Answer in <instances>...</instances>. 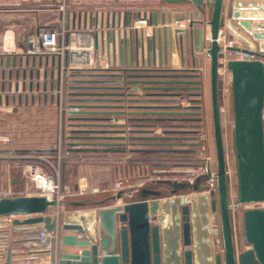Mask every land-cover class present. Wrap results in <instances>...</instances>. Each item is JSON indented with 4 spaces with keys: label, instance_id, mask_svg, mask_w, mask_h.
Masks as SVG:
<instances>
[{
    "label": "crops",
    "instance_id": "1",
    "mask_svg": "<svg viewBox=\"0 0 264 264\" xmlns=\"http://www.w3.org/2000/svg\"><path fill=\"white\" fill-rule=\"evenodd\" d=\"M204 1L209 4L213 0ZM232 2L233 0H224L223 16L226 20ZM18 5L20 8H16ZM59 6L58 0H0V60L4 62V66L0 68V110L5 109L7 113H14L17 110L21 114V112L35 108L57 107L56 90L60 83V69L62 64L65 65L66 59L60 60L59 57H55V64L52 65V56H49V63L44 64L45 55L33 51L40 46L38 34L41 30H60L62 26L68 27L70 31L79 32L85 36V38L79 39V44L82 46L95 44V58L92 68L72 70L66 74L69 85H71L69 98L75 102L82 99L102 100L101 105L98 103L92 105L91 103V106H102L100 107L103 109L101 112H112L116 108L123 111V116H117L119 122L116 126H123L124 132L116 133L104 130L101 131V137L88 136L92 139L85 140H89L88 142L77 143L72 151L77 155L76 158H71L63 168V181L73 189L75 195L68 198L62 212V234L58 264H74L62 258L66 255L78 254L81 249L65 243L63 238L64 236H75L77 240H83L85 236L78 231L63 229L62 219L63 215L67 213L66 207L71 208L72 211L69 212L71 213L86 212L100 206L126 204L123 202L125 195L129 196L130 202L135 201L134 194L143 189L140 186V179L144 178L142 175H146L149 171L152 172L151 167L158 169L160 166L163 168L168 166L164 163L161 165L152 163L157 161V158L154 157H157L158 154H170L148 151L152 150L150 145L157 143V141L161 144L174 146L178 144L183 148L181 149L182 153L188 156L187 159L195 155L197 149L195 144L200 148L201 122L199 123V118L196 117L195 112H189L196 107L195 102L186 97L182 98L183 96L178 95L180 93L171 92L170 88H177L174 86L175 79L164 77L180 76L181 80L178 81L183 86L179 88L191 84L188 83L192 82L189 80L190 76L199 78L202 87L201 113H208V105L211 103L209 75L211 58L207 52L211 48V41L204 40L203 49L200 48L197 33L200 26H197L193 38L192 34L189 35L186 47L179 45L178 38L175 39L172 48L164 44L162 37L164 27L187 30L191 20L197 21L196 13L193 12L195 9L189 4L167 5L164 0H66L65 17L58 12ZM211 11L210 7L206 8V21L210 20ZM163 14L166 18L164 25L162 23ZM135 21H139L136 26H134ZM203 30L205 33L211 31L207 25ZM219 34L225 36V42L221 43V47L231 43L232 48L249 49L244 40L229 31L226 26L220 30ZM40 57H42L41 67L38 66ZM245 57L253 58L235 51L222 52L219 61L224 60L223 62L227 63L229 60H241ZM14 59L16 60L15 68L12 66ZM20 59L23 60L21 68H19ZM27 59L29 66L25 67ZM8 60L9 67L6 66ZM34 60L35 66L33 67L32 61ZM223 68L226 70L225 64ZM3 70L5 71V79L1 76ZM23 70L27 71L25 79L22 78ZM37 70H40L39 78H36ZM10 71H12V79H9L8 76ZM17 71L20 72L19 80L15 78ZM32 71L33 78L30 77ZM157 76L161 77L157 78ZM17 82L19 84L18 91L15 89ZM83 83H88L89 86H83ZM2 84L5 86L4 90H2ZM10 84L12 86L11 91L8 89ZM23 85L26 87L25 91L22 89ZM137 85H140V88L132 92L131 89ZM96 88L102 90H95ZM148 88L152 89L148 91ZM170 97L182 98V106L166 105L165 103H169L167 101ZM176 107L187 111L184 113L190 117L182 118L179 120L180 124H170V126L168 124H160V126L155 124L154 126L151 123L156 120V117L153 116L154 109ZM220 107L222 127L226 131L227 139L232 143L234 128L233 95L231 75L227 70L223 76H220ZM142 109L150 110L145 112L141 111ZM102 117L103 122L105 117L104 115ZM131 120L137 123L132 125ZM113 125L115 124L113 123ZM139 125L145 131L144 137L164 138V134L159 136L157 133L167 130L176 131L183 135L180 137L181 139L176 141L175 139H165L161 140L162 142L160 140H156V142L146 140L143 142V145L146 144V147L143 146L145 149L130 146L127 142L126 147L121 148L119 142V146L113 142L115 139L119 140L124 137L127 139L130 132H135L136 127L134 126L139 127ZM198 131L197 138L187 136L188 133L194 134ZM99 142L101 145L94 144ZM80 143L82 144L80 145ZM84 143L92 144L83 145ZM90 146H99L101 150L86 148ZM140 149L146 151H138ZM47 151L53 152L54 150ZM97 151L106 153L107 156H111L115 151L118 158L110 157L104 160L85 158L88 155H94L93 153H97ZM176 167L179 166L176 165ZM190 167L191 165L184 164L176 171L173 169V172H183ZM122 181H129L133 185L118 190L116 183ZM11 184L16 188L23 187L20 185V176L12 177ZM153 188V186H149L147 189ZM203 192H207V189ZM188 193L192 192L189 191ZM119 195H122V198H117ZM98 197L101 198L98 200ZM111 199H114L115 202H105ZM81 203L84 206L78 205ZM34 216L26 215L25 218L19 219L0 217V264H6L8 260L9 264H43L48 257V249L29 239L42 231L44 226L42 224H16V222H23L29 218H34ZM213 217L214 215L212 216V224L215 223ZM158 222V219L156 221L150 220L151 225H156ZM215 238L217 237L214 236V251L218 254L220 252H216L215 244H218L219 240L216 241ZM235 244L238 252H245L252 248L251 245L246 244L245 239L242 240L241 246L236 239Z\"/></svg>",
    "mask_w": 264,
    "mask_h": 264
},
{
    "label": "water",
    "instance_id": "2",
    "mask_svg": "<svg viewBox=\"0 0 264 264\" xmlns=\"http://www.w3.org/2000/svg\"><path fill=\"white\" fill-rule=\"evenodd\" d=\"M167 5H191L196 13V20L189 22L187 30L164 27L162 37L165 45L173 47L178 38L179 45L186 47L189 35L192 38L195 27L203 49V41L210 40V99L213 122V134L216 150V192H203L211 172L198 176L194 183L161 181L171 187L170 197H163V192L142 189L138 193L139 201L111 206H100L86 212H71L63 215V229L84 234L83 240L75 236H64L65 243L80 248L78 254L63 256V260L74 264H264V208H251L243 211L244 239L251 249L238 252L235 244L231 205L229 201V176L220 107V72L219 61L222 47L218 42L219 32L223 27L244 40L248 50L227 47L226 52H238L250 56L248 60H229L225 65L231 75L233 95V152L237 181L239 205L264 203V0H233L227 13L223 16L224 0H164ZM210 7L211 18L205 19L206 8ZM185 20V18H183ZM166 23L165 14L162 17ZM209 26L211 31L205 33L203 28ZM191 30V31H189ZM161 34V33H160ZM257 43V44H256ZM255 58V59H254ZM49 56L44 57V64L49 63ZM52 65L55 57H51ZM9 60L6 66L9 67ZM4 66L0 60V68ZM16 67V60L12 62ZM23 60H19V68ZM29 60L25 61V67ZM35 66V60L32 61ZM38 66H42V57ZM33 78V71L30 72ZM20 72L15 78L19 80ZM27 71H22L26 78ZM5 79V71L1 72ZM12 79V71L9 72ZM40 77V70L36 78ZM2 84V90H4ZM11 84L8 86L11 91ZM140 85L132 88L134 92ZM16 91L19 90L17 82ZM23 91L26 87L23 85ZM102 100L82 99L89 103ZM83 108L102 107L87 106ZM93 113V112H82ZM83 126H91L84 124ZM84 133L91 132L83 130ZM92 139V137H83ZM92 143H84L83 145ZM101 145V143H94ZM187 192L179 194V192ZM192 193H188V192ZM117 198H122L119 195ZM54 201L44 196H20L0 198V217L37 215L16 224L39 225L52 231L54 220L47 214ZM84 206L83 203L78 204ZM101 205V203H100ZM219 212L220 235L223 253L214 251V232L212 216ZM152 217V218H151ZM159 220L151 225L150 220ZM9 264V260L6 262Z\"/></svg>",
    "mask_w": 264,
    "mask_h": 264
},
{
    "label": "rangeland",
    "instance_id": "3",
    "mask_svg": "<svg viewBox=\"0 0 264 264\" xmlns=\"http://www.w3.org/2000/svg\"><path fill=\"white\" fill-rule=\"evenodd\" d=\"M16 8H20V5L16 6ZM39 46V44H38ZM33 51H37L38 54L43 55L40 46ZM44 56V55H43ZM67 76V75H66ZM69 81L67 77H65V91H66V99L64 108L57 107H48V108H35L33 110H26L25 112H18L17 110L14 113H7L5 109L0 110V198H14L20 196H36L40 192L35 188V184L23 174V168L28 161L23 160V156H31L35 155L37 150H46L44 153L53 156V152L47 150H60L61 149H71L69 143V137L71 136L72 130L82 131L87 130L86 126H82L86 124V122H78L82 124L81 126H75L74 128L70 126L71 119L73 115L67 112L68 104H76L73 103L69 98ZM83 86H89L88 83H83ZM91 88V87H87ZM90 90V89H84ZM159 100H156V102ZM169 103H165L166 105L171 106H182V98L170 97L168 98ZM85 103L81 102V105ZM160 104V103H159ZM161 105V104H160ZM80 106V105H79ZM158 106V104H156ZM92 122V121H91ZM95 122V121H93ZM112 124L117 125L119 122L117 116H113L111 120ZM159 123L158 125L160 126ZM101 137L102 133L91 135ZM164 134V132L157 133ZM201 134L203 135V142H207V146L204 147L200 145V148L197 147L195 150V155L190 156L187 159V155L183 153H170L166 155L158 154L157 161H153L152 163H158L168 165L167 168H163L160 166L158 169L155 167H151L152 172H148L146 175L143 174L144 178H141V187L143 189H147L149 186H153L155 189L163 192V197H167L170 195V191L172 190L170 186L162 184L161 181L170 180L172 182H185L189 180L196 179L197 176L203 171L204 167H208L211 172L216 173V150L214 143V134H213V122H212V111H211V103L208 105V113H201ZM86 135V134H85ZM223 136L225 142V152H226V160H227V172L229 176V201L230 204H235L238 200L237 197V181H236V170H235V158L233 152V145L231 141L227 139L226 131L223 129ZM100 141V140H99ZM84 147V146H83ZM86 148L101 150L99 146H90ZM180 149H183L180 147ZM114 154L111 156H107L106 153L103 154L101 151L94 152V155H88L85 158H92L97 160H104L108 158L117 159V153L114 151ZM90 154V153H89ZM77 155L70 151V155H68L65 159V164L71 159L76 158ZM210 158L209 163H207L206 159ZM191 165L188 170H184L183 172H173L178 170L183 165ZM170 165V166H169ZM178 165L179 167H176ZM63 166V168H64ZM150 167V165H148ZM199 166V167H198ZM173 167V168H172ZM172 168V169H171ZM12 170V171H9ZM157 171V172H155ZM144 173V171H143ZM21 177L20 187H13L11 184L12 177ZM146 176V177H145ZM116 183V182H115ZM129 181L117 182L118 190L123 189L125 186H132L133 183ZM129 184V185H127ZM208 184V183H207ZM67 185V184H66ZM137 185V183H136ZM139 185V184H138ZM69 186V185H68ZM205 188L202 189L204 191ZM180 194L186 192H179ZM136 201H139L138 193L134 194ZM101 197H98V200ZM123 202L129 203L131 199L129 196H123ZM97 200V199H96ZM107 203H114L115 200H106ZM104 202V203H105ZM262 203L259 204H246L240 205L237 208L231 210V217L233 222V230L234 237L238 241L239 245H242V240L244 239V225H243V211L251 208H262ZM66 212L69 213L71 208L66 207ZM35 215L34 217H36ZM25 218L24 216L15 217ZM213 220L220 227V217L219 212H217ZM218 241V244H215L216 252L223 253L222 239L220 235L215 238Z\"/></svg>",
    "mask_w": 264,
    "mask_h": 264
},
{
    "label": "built area",
    "instance_id": "4",
    "mask_svg": "<svg viewBox=\"0 0 264 264\" xmlns=\"http://www.w3.org/2000/svg\"><path fill=\"white\" fill-rule=\"evenodd\" d=\"M60 6L58 7V12L65 17L66 14V0H58ZM139 21L134 22V26L138 24ZM85 36L79 32L70 31L68 27H63L60 30L54 29H44L38 34L40 48L43 55L59 57L60 60L66 59L65 65L62 64L60 69V83L56 90L57 94V106L64 108L66 102V91H65V77L67 72H72V70L92 68L95 58V44H89L88 46H82L79 44V39H83ZM72 39V40H71ZM218 42H225V36L220 35L218 37ZM231 43L222 46V51L226 52L227 47H231ZM76 56V58H75ZM68 60V61H67ZM242 60H248L245 57ZM224 61V60H223ZM221 60L223 66L219 69L220 76H223L226 70L223 68L224 63ZM69 62V63H68ZM226 68V65H225ZM67 112L71 115L79 114L81 112V107L76 104H68ZM262 119L264 122V110L262 113ZM203 135H200V143L204 147L207 146V142H203ZM69 145V143H68ZM70 149L54 150L53 156H50L44 151H37L35 155L23 156L22 159L28 161L23 168V174L25 177L29 178L34 184L35 188L40 192L36 196H44L50 201L56 203L55 206L50 207L47 214L52 216L54 220V229L48 231L43 229L37 235L30 237L31 241L37 242L48 249L49 254L45 259L43 264H58L59 262V244L61 240V218L63 208L65 207L68 198L75 195L73 189L66 185L63 181V166L65 159L70 155ZM210 158L206 161L209 163ZM208 167H204L203 171L199 176L206 174ZM210 170V169H209ZM211 172V170H210ZM191 184L194 180H189ZM207 192H216L217 184L215 173L211 172V178L207 182ZM231 210L240 206L238 200L235 204L231 203ZM262 208H264V203H262ZM9 218L18 216H6ZM212 229L214 236L219 235V226L215 223L212 224Z\"/></svg>",
    "mask_w": 264,
    "mask_h": 264
},
{
    "label": "trees",
    "instance_id": "5",
    "mask_svg": "<svg viewBox=\"0 0 264 264\" xmlns=\"http://www.w3.org/2000/svg\"><path fill=\"white\" fill-rule=\"evenodd\" d=\"M159 77H161V76H157V78H159ZM169 77H173L172 79H175L174 86H177V88H175V87L170 88V90H172L171 92L180 93L178 95H180L181 97L183 96L182 98L186 97V98H189L191 101L195 102L196 107L193 108L192 110H190L189 112H191V111L195 112L194 114H196V117L199 118L198 121L200 123L201 122L202 87H201V83L199 82V78H197L195 76H193V77L190 76L189 80H192V82H188V83H191V84L190 85L187 84L184 88H179V87L183 86L178 81V80H181V77L180 76H167L164 78H169ZM185 79L187 80V78H185ZM192 83H194V84H192ZM188 86H189V88H188ZM191 87H193V88H191ZM92 89H94V88H92ZM92 89H90V90H92ZM150 89H152V88H148V91H150ZM155 89H158V88H155ZM159 89H161V88H159ZM95 90H102V89L96 88ZM151 92H153V91H151ZM150 95L154 96V95H158V94H150ZM71 101L73 103H79L78 105L82 106L81 102H75L73 100H71ZM91 103H92V105H94V103H98V105H101L102 102L101 101L89 102V104L85 103L84 105L91 106ZM149 110L150 109H142L141 111L149 112ZM85 111L86 112H93V113H89V114L88 113H82ZM101 111H103V109L100 107H95V108L91 107L89 109L81 107V112L79 114H73V118L71 119L70 126L74 128L75 126H81L82 125V124H80L81 122H84V123L86 122V124H91V126H86V128H88L87 130L91 131V132L84 133L82 131L81 132L78 131L77 129L70 131L71 136L69 137V145L71 147V149H70L71 151H73V148L77 145V143L83 142V141L88 142L89 140L85 141L86 139L83 137L91 136V133L98 134L104 130L105 131L110 130V131H114L116 133H123L124 132L123 126L113 125L110 121L111 117H113V116H123L124 115L123 111L117 110V108L112 112H101ZM153 111H155V112H153V116L156 117V120L152 121L151 123H153L154 126H155V124L157 125L159 123H162L163 125L168 124L169 126H170V124H177V123L180 124L181 122L179 120H182V118L190 117L189 115L185 114L187 111H184L181 108H177V107L176 108H168V109H156V110L154 109ZM103 113H106V114H103ZM154 113H159V114H154ZM102 115H104V117H105L103 119L104 120L103 122H102V118H103ZM93 121H95V122H93ZM78 122H80V123H78ZM130 123L132 125L133 124L135 125L137 122L134 120H131ZM140 126L141 125H139V127L134 126V127H136L135 132H132V133L130 132L127 139H126V137H124V138H120L119 140L115 139V141H113V142H116V144H118V146L120 143L121 148H125L127 145L126 144V142H127L130 146H134L137 148L142 147L141 149H145L146 144L143 145V142H145L146 140L156 142V140L161 141V140H165V139H175V141H176V140L181 139L180 137H182V135H183V134L178 133L176 131L167 130L164 132V138L144 137L145 131H143V129H141ZM188 134H187V136H190V137L193 136V137L197 138L199 135V131L195 132L194 134H191V133L189 135ZM81 144L82 143H80V145ZM196 145L197 144H195V147H198V145L197 146ZM143 146H145V147H143ZM180 147L181 146H179L178 144H176L174 146L172 144H163V143L161 144L157 141V143L150 145V149H152V150H148V151H157V152H161V153H177V152L182 153V150L180 149ZM141 149L138 151H146V150H141ZM37 151H39V150H37ZM41 151H44V150H41Z\"/></svg>",
    "mask_w": 264,
    "mask_h": 264
}]
</instances>
